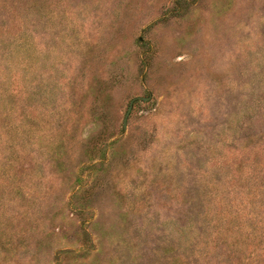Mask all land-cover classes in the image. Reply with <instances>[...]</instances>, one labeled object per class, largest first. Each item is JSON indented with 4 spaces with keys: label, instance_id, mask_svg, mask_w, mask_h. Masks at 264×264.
Here are the masks:
<instances>
[{
    "label": "rangeland",
    "instance_id": "rangeland-1",
    "mask_svg": "<svg viewBox=\"0 0 264 264\" xmlns=\"http://www.w3.org/2000/svg\"><path fill=\"white\" fill-rule=\"evenodd\" d=\"M0 264H264V0H0Z\"/></svg>",
    "mask_w": 264,
    "mask_h": 264
},
{
    "label": "water",
    "instance_id": "water-1",
    "mask_svg": "<svg viewBox=\"0 0 264 264\" xmlns=\"http://www.w3.org/2000/svg\"><path fill=\"white\" fill-rule=\"evenodd\" d=\"M137 99H133L131 102H130V105H129V108H128V111H127V114H126V117H125V120H124V123H123V126L125 127L126 126V121H127V118H128V115L132 109V106L134 104V102L136 101ZM144 100V99H143Z\"/></svg>",
    "mask_w": 264,
    "mask_h": 264
}]
</instances>
